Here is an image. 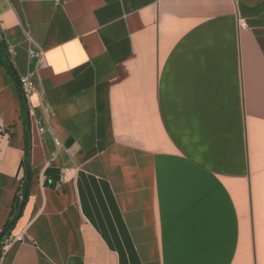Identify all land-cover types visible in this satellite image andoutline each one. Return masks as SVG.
Returning <instances> with one entry per match:
<instances>
[{
	"label": "crops",
	"instance_id": "obj_1",
	"mask_svg": "<svg viewBox=\"0 0 264 264\" xmlns=\"http://www.w3.org/2000/svg\"><path fill=\"white\" fill-rule=\"evenodd\" d=\"M0 45V264H264V0H0Z\"/></svg>",
	"mask_w": 264,
	"mask_h": 264
},
{
	"label": "trees",
	"instance_id": "obj_2",
	"mask_svg": "<svg viewBox=\"0 0 264 264\" xmlns=\"http://www.w3.org/2000/svg\"><path fill=\"white\" fill-rule=\"evenodd\" d=\"M0 60L4 64V66L6 67V70L8 71V73L17 80V77L15 76V74L13 72V68H12V65L9 61V58L6 55L4 49H2L1 45H0ZM19 96H20V100L22 102V105L24 107V110L27 112L28 111L27 103L21 95L20 88H19ZM29 140H30L29 134H28V132H26V153H25V155H26L25 156L26 175L24 176L22 186L20 187L18 194L15 197L13 208H12L11 215H10V220H8L6 222L3 230L0 232V237L2 236V239L0 241V252H1V246L3 245V240L9 237L10 232L13 229L16 220H18V218L21 215L23 205L25 204V201L27 198L28 178H29V173H28V169H27V156H28Z\"/></svg>",
	"mask_w": 264,
	"mask_h": 264
},
{
	"label": "built area",
	"instance_id": "obj_3",
	"mask_svg": "<svg viewBox=\"0 0 264 264\" xmlns=\"http://www.w3.org/2000/svg\"><path fill=\"white\" fill-rule=\"evenodd\" d=\"M239 25L240 27L244 26L243 20H239ZM29 57L33 60V67L27 76L20 77L18 80L21 95L25 99L26 103L36 91L34 76L44 64L42 51L32 50L29 53Z\"/></svg>",
	"mask_w": 264,
	"mask_h": 264
},
{
	"label": "water",
	"instance_id": "obj_4",
	"mask_svg": "<svg viewBox=\"0 0 264 264\" xmlns=\"http://www.w3.org/2000/svg\"><path fill=\"white\" fill-rule=\"evenodd\" d=\"M1 239H2V236L0 237V241H1Z\"/></svg>",
	"mask_w": 264,
	"mask_h": 264
}]
</instances>
